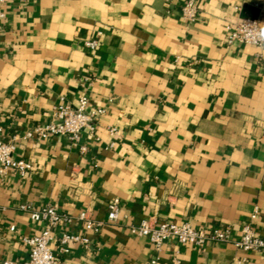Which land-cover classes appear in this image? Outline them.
I'll list each match as a JSON object with an SVG mask.
<instances>
[{
	"label": "crops",
	"instance_id": "obj_1",
	"mask_svg": "<svg viewBox=\"0 0 264 264\" xmlns=\"http://www.w3.org/2000/svg\"><path fill=\"white\" fill-rule=\"evenodd\" d=\"M12 0L0 18V126L32 163L0 178V264L28 258L23 237L45 226L21 205H53L104 221L53 228L63 264H264V250L234 240L253 220L264 238V47L226 39L238 19L264 15V0ZM99 37L91 50L86 41ZM105 115L72 142L21 135L51 119L62 97ZM115 128L112 135L109 128ZM120 199L118 222L109 203ZM148 220L229 228L232 242L203 248L166 241L158 251L131 231ZM15 227L11 230V227ZM65 231L87 235L61 253Z\"/></svg>",
	"mask_w": 264,
	"mask_h": 264
},
{
	"label": "built area",
	"instance_id": "obj_2",
	"mask_svg": "<svg viewBox=\"0 0 264 264\" xmlns=\"http://www.w3.org/2000/svg\"><path fill=\"white\" fill-rule=\"evenodd\" d=\"M12 0H0V18L6 17L3 10L8 2ZM23 1V0H17ZM183 18L188 23H193L199 15V5L197 0H185L181 7ZM230 45L236 43L251 44L264 47V15L258 17H247L236 20L231 26L226 39ZM99 37L86 41V46L95 50L99 47ZM264 69V57L262 59ZM106 110L103 107H89L88 97L82 96L77 102L66 100L62 97L52 112L51 119L44 124H37L31 129L25 131L21 138L36 139L38 141L46 140L52 136H63L75 142L84 130L94 131L96 125L105 115ZM112 135L116 134L115 128H109ZM17 146L15 139H7L4 128L0 126V178L8 173H13L18 177H24L33 167L29 161L17 157ZM23 210L29 212L32 219L41 221L45 224L44 228L37 234L23 237L24 243L29 248L28 258L20 264H63V261L57 253L54 252L51 244L54 240L52 230L54 227L63 224H73L82 222L87 231L98 232L104 226V221L90 219L86 213H81L74 217L67 213L59 212L53 205L35 206L32 204L21 205ZM108 221L116 223L120 219L121 201L116 198L109 203ZM257 213L251 216V222L245 223L241 230V236L234 240L236 247L244 251H262L264 250V238L259 236L253 228V220ZM15 227H11L14 230ZM132 233L147 237L161 251L162 245L174 239L182 244H192L203 248L208 242L215 241L220 243L232 242L231 230L229 228L193 226L190 222L177 224L165 221L160 225H155L151 221L144 220L137 226L131 227ZM61 253H68L70 246L74 243H80L87 247L90 238L78 232L65 231L58 238ZM157 263V259L152 260ZM246 259L241 258L236 264H245ZM3 264H16L12 260H5ZM174 264H181L179 259H175Z\"/></svg>",
	"mask_w": 264,
	"mask_h": 264
}]
</instances>
